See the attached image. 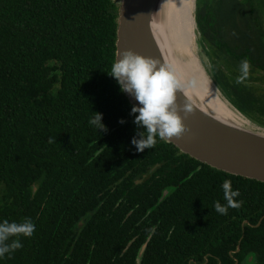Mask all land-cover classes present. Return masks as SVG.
<instances>
[{
    "label": "trees",
    "instance_id": "16d2710c",
    "mask_svg": "<svg viewBox=\"0 0 264 264\" xmlns=\"http://www.w3.org/2000/svg\"><path fill=\"white\" fill-rule=\"evenodd\" d=\"M117 11L112 0H0V223L36 225L0 264H136L149 236L140 264H264V183L159 137L132 145L144 129L111 76ZM194 20L212 82L264 129V0H205ZM225 180L242 204L221 215Z\"/></svg>",
    "mask_w": 264,
    "mask_h": 264
},
{
    "label": "water",
    "instance_id": "95a60500",
    "mask_svg": "<svg viewBox=\"0 0 264 264\" xmlns=\"http://www.w3.org/2000/svg\"><path fill=\"white\" fill-rule=\"evenodd\" d=\"M195 1L193 4V21L198 36L194 20ZM162 3L163 0L118 1L115 62L120 58L119 53L131 50L143 57L157 60L161 67L172 72L167 53L160 44L157 33V23ZM122 93L132 107H141L133 96L123 91ZM175 96L178 106L182 107L184 103H187L192 109V113L186 118L184 112H178L184 126L189 131L180 139H161L164 143L175 147L180 154L217 171L264 183L263 131L244 128L217 117L196 100L189 97L180 85L175 92ZM139 183L141 181L136 182V184ZM149 240L150 236L138 250L136 264L141 263ZM130 245L131 242L127 244L122 253Z\"/></svg>",
    "mask_w": 264,
    "mask_h": 264
},
{
    "label": "clouds",
    "instance_id": "9594fccd",
    "mask_svg": "<svg viewBox=\"0 0 264 264\" xmlns=\"http://www.w3.org/2000/svg\"><path fill=\"white\" fill-rule=\"evenodd\" d=\"M119 57L111 68V76L121 85L123 92L133 96L141 105L133 106L130 113H138L133 122L144 129L143 132H137L139 139L134 137L132 145L138 152H143L156 145L157 137L162 140L180 139L189 129L184 126L178 112H184L186 118L192 113V109L187 103L182 107L176 104L175 92L179 84L172 72L161 67L157 60L143 57L131 50L119 53ZM240 70L242 75L238 77L237 82H242L249 74L250 63L247 59L241 61ZM101 121L102 114L93 113L89 123L101 131H107ZM120 123L123 124L125 121L121 120ZM222 189L227 203L222 205L217 201L214 208L217 213L226 215L229 208H239L242 201L236 200L240 192L233 190L231 180H225ZM35 230L36 225L30 219H25L21 223H9L7 220L0 223V257L23 246L15 238L31 237Z\"/></svg>",
    "mask_w": 264,
    "mask_h": 264
},
{
    "label": "bare ground",
    "instance_id": "6f19581e",
    "mask_svg": "<svg viewBox=\"0 0 264 264\" xmlns=\"http://www.w3.org/2000/svg\"><path fill=\"white\" fill-rule=\"evenodd\" d=\"M193 4L194 0H163L157 23L159 42L167 53L176 81L189 97L217 117L244 128L264 132V129L250 123L227 103L210 80L199 55L197 57L206 75L199 80L214 86V92L211 94L202 89L187 71L188 63L193 60L189 54L190 48L195 51L200 48L193 21Z\"/></svg>",
    "mask_w": 264,
    "mask_h": 264
},
{
    "label": "rangeland",
    "instance_id": "374dc122",
    "mask_svg": "<svg viewBox=\"0 0 264 264\" xmlns=\"http://www.w3.org/2000/svg\"><path fill=\"white\" fill-rule=\"evenodd\" d=\"M112 1H114L115 3L118 4L119 0H112ZM204 5H205V0H196L195 1V8L196 7L202 8V7H204ZM197 39H198V36H197ZM198 45H199V42H198ZM199 47H200V45H199ZM189 54H190V56L192 57L193 60L188 63V67L186 68L187 71L189 72V74L192 77V79L194 80V82H196L206 92L212 94L214 92V89H213L214 86L207 85L203 81L199 80V78H201L203 76H206V75L204 73V70L202 69V66H201V64L199 62V59H198L197 55H199V57L201 58L202 63L204 64L203 67H205V70L207 71V73H209V70H210L209 63H208L206 55L204 54V51L202 50L201 47L199 48V51H195L193 48H190ZM185 67H186V65H185Z\"/></svg>",
    "mask_w": 264,
    "mask_h": 264
},
{
    "label": "flooded vegetation",
    "instance_id": "af4514ba",
    "mask_svg": "<svg viewBox=\"0 0 264 264\" xmlns=\"http://www.w3.org/2000/svg\"><path fill=\"white\" fill-rule=\"evenodd\" d=\"M152 171H154V169H152ZM142 178H144V177H142ZM139 181H141V180H139ZM136 182H138V181H136ZM136 182H135V184H136ZM129 215V214H128ZM127 215V216H128ZM239 249H238V247H237V249H236V251L234 252V253H237V251H238ZM137 254V253H136ZM135 256H137V255H135ZM211 257V255L209 254V255H205V262H204V264H208L209 263V261H208V259ZM191 264V263H190ZM210 264V263H209ZM234 264H237V262L235 261V263Z\"/></svg>",
    "mask_w": 264,
    "mask_h": 264
}]
</instances>
